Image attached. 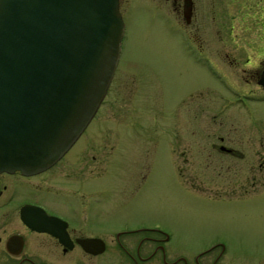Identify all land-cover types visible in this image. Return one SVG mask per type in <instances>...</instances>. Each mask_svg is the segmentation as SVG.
I'll return each instance as SVG.
<instances>
[{"label": "rangeland", "instance_id": "obj_1", "mask_svg": "<svg viewBox=\"0 0 264 264\" xmlns=\"http://www.w3.org/2000/svg\"><path fill=\"white\" fill-rule=\"evenodd\" d=\"M120 10L125 34L107 96L53 172L80 159L100 173L93 187L107 191L105 214L118 224L164 230L192 256L216 243L238 264H263L264 90L247 58L224 54L264 45V0H208L190 26L165 0H120ZM259 49L241 54L258 62ZM219 134L238 141L235 160L215 149Z\"/></svg>", "mask_w": 264, "mask_h": 264}, {"label": "water", "instance_id": "obj_2", "mask_svg": "<svg viewBox=\"0 0 264 264\" xmlns=\"http://www.w3.org/2000/svg\"><path fill=\"white\" fill-rule=\"evenodd\" d=\"M124 34L120 0H0V172L37 173L71 149L109 90Z\"/></svg>", "mask_w": 264, "mask_h": 264}, {"label": "flooded vegetation", "instance_id": "obj_3", "mask_svg": "<svg viewBox=\"0 0 264 264\" xmlns=\"http://www.w3.org/2000/svg\"><path fill=\"white\" fill-rule=\"evenodd\" d=\"M165 1L180 24H200L205 18L202 11L208 0ZM234 47L235 53L224 54V58L232 64L240 63L237 58H247L244 63L251 65L248 74L264 90L259 83L264 57L254 62L250 55L241 54L246 48L262 51L264 45L247 41ZM218 138L214 145L220 154L231 157L239 153L233 146L238 141L232 136L219 134ZM68 157L69 151L53 166L37 173L20 169L0 172V264H238L222 245L215 243L192 256L170 247L171 236L164 230L118 224L105 214L107 191L93 187L99 172L95 175L94 169L84 166L80 159L78 163L73 161V168L53 172ZM219 165L225 167L222 159ZM248 170L249 178H254L255 164ZM238 175L239 171L236 179ZM89 238L98 241L86 247L83 240Z\"/></svg>", "mask_w": 264, "mask_h": 264}]
</instances>
